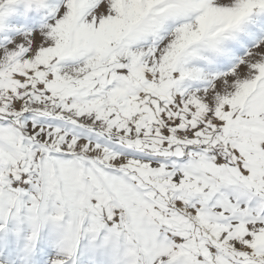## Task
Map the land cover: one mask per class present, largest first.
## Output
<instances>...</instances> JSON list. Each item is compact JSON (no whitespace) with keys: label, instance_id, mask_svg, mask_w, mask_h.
Here are the masks:
<instances>
[{"label":"snow or ice","instance_id":"obj_1","mask_svg":"<svg viewBox=\"0 0 264 264\" xmlns=\"http://www.w3.org/2000/svg\"><path fill=\"white\" fill-rule=\"evenodd\" d=\"M0 264H264V0H0Z\"/></svg>","mask_w":264,"mask_h":264}]
</instances>
